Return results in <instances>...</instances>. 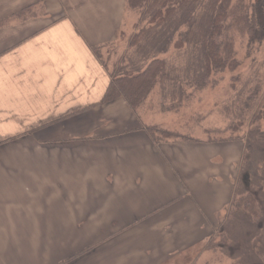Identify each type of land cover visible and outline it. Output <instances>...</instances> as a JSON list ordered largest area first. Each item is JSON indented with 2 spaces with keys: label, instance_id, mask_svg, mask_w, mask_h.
<instances>
[{
  "label": "crops",
  "instance_id": "obj_1",
  "mask_svg": "<svg viewBox=\"0 0 264 264\" xmlns=\"http://www.w3.org/2000/svg\"><path fill=\"white\" fill-rule=\"evenodd\" d=\"M127 10L0 0V264H169L206 245L232 202L240 143L154 142L147 129H166L143 104L102 103L114 75L98 53Z\"/></svg>",
  "mask_w": 264,
  "mask_h": 264
},
{
  "label": "rangeland",
  "instance_id": "obj_2",
  "mask_svg": "<svg viewBox=\"0 0 264 264\" xmlns=\"http://www.w3.org/2000/svg\"><path fill=\"white\" fill-rule=\"evenodd\" d=\"M127 11L123 36L98 53L107 71L117 77L137 73L147 65L137 47L129 46L131 37L141 28L140 14L129 8ZM234 37L239 67L234 72L213 74L212 84L201 90L191 84L196 65L190 49L178 50L171 46L165 54L158 55V59L165 62L168 76L150 99L143 102L144 117L147 120L154 115L160 117L158 122L166 130H156L170 135L168 139L158 136L161 142L222 141L228 147L227 142L232 139L240 143L241 148L240 153L236 152L237 146L233 148V165L225 170L235 172L233 199L219 214L213 225L215 232L206 245L169 264H190L191 261L195 264H264V142L257 138L258 131H264V118L252 120L259 114L264 117V40L250 44L245 36L235 34ZM175 41L174 37L172 43ZM238 101L249 103L241 107L244 111L239 116L235 114L239 109ZM211 171V166L202 164L197 174L207 178ZM206 190L203 187V193Z\"/></svg>",
  "mask_w": 264,
  "mask_h": 264
},
{
  "label": "trees",
  "instance_id": "obj_3",
  "mask_svg": "<svg viewBox=\"0 0 264 264\" xmlns=\"http://www.w3.org/2000/svg\"><path fill=\"white\" fill-rule=\"evenodd\" d=\"M250 1L127 0V7L140 14L141 25L129 46L137 47L147 65L137 73L114 76L102 103L123 98L132 110L139 108L167 78L165 62L157 56L165 54L171 46L178 50L188 48L195 54L191 53L196 65L191 84L196 89L212 84L213 74L234 72L239 67L234 35L245 36L250 44L264 40V0ZM174 37L176 41L172 43ZM247 101L236 102L237 116L244 111L241 107L249 106ZM263 118L259 114L252 120ZM147 133L154 142H159L158 136L170 138L168 133L156 128H148ZM257 138L264 142V131H258Z\"/></svg>",
  "mask_w": 264,
  "mask_h": 264
}]
</instances>
